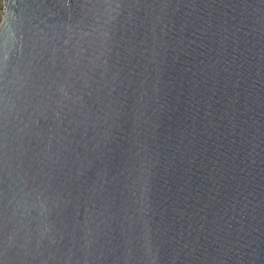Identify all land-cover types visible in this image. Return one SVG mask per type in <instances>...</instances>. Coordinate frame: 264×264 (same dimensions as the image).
Masks as SVG:
<instances>
[{
  "label": "water",
  "instance_id": "1",
  "mask_svg": "<svg viewBox=\"0 0 264 264\" xmlns=\"http://www.w3.org/2000/svg\"><path fill=\"white\" fill-rule=\"evenodd\" d=\"M0 264H264V0H1Z\"/></svg>",
  "mask_w": 264,
  "mask_h": 264
},
{
  "label": "built area",
  "instance_id": "2",
  "mask_svg": "<svg viewBox=\"0 0 264 264\" xmlns=\"http://www.w3.org/2000/svg\"><path fill=\"white\" fill-rule=\"evenodd\" d=\"M1 12H2V11H1V0H0V15H1Z\"/></svg>",
  "mask_w": 264,
  "mask_h": 264
}]
</instances>
